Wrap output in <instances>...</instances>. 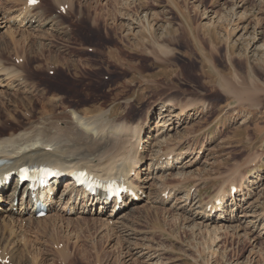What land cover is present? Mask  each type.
Returning a JSON list of instances; mask_svg holds the SVG:
<instances>
[{
  "label": "rangeland",
  "instance_id": "obj_1",
  "mask_svg": "<svg viewBox=\"0 0 264 264\" xmlns=\"http://www.w3.org/2000/svg\"><path fill=\"white\" fill-rule=\"evenodd\" d=\"M23 1L1 0L3 21ZM37 1L39 27L0 29V67L20 79L0 88V137L42 117L69 126L71 111L99 130L142 128L138 185L147 188L134 212L132 205L117 212L120 225L111 224L110 206L82 214L77 200L69 215L67 198L54 199L41 222L26 215L16 229L1 230L13 238L0 243L7 264H264V0ZM60 4L69 5L67 15H56ZM159 107L167 117L153 115ZM163 187L178 191L165 197ZM221 189V211L196 219ZM147 249L157 258L146 260Z\"/></svg>",
  "mask_w": 264,
  "mask_h": 264
},
{
  "label": "bare ground",
  "instance_id": "obj_2",
  "mask_svg": "<svg viewBox=\"0 0 264 264\" xmlns=\"http://www.w3.org/2000/svg\"><path fill=\"white\" fill-rule=\"evenodd\" d=\"M14 1H17V0H14ZM7 2L10 4V3L13 2V0H7ZM7 2H5V3H7ZM23 3H25L24 7H23V9H21V12L19 14H16V16L8 18V19H6L4 21H3L4 16L5 17H7V16L2 11V9H0V29L4 27V24L10 23V22H12V23L13 22H15V23L17 22L18 24H20L21 27L25 26L27 28L33 27V24L36 23V25L39 27V24H37V23L40 21V18H38V17L36 18L37 15L32 11L33 7L27 5L28 0H24ZM1 8H2V6H1ZM9 12L7 11V13H9ZM12 12H14V10L11 11V13ZM114 19H116V18H114ZM142 20H143V22H148L149 21V19L146 18V16ZM140 22H141V20H139L138 24ZM133 24H134V22H133ZM13 35L15 36V34H13ZM6 36H8V35H6ZM110 37H112V36L110 35ZM88 38L90 39V36H88ZM10 39H12V38H10ZM12 40H13V42L15 41L14 39H12ZM14 43H16V41ZM96 49H95V53H96ZM104 59H106V58H104ZM109 61H110V59H109ZM1 63H0V66H1ZM8 69L0 67V88H6V89L9 90V89L12 88V86H13L12 84L14 83V81H18L20 79H19L18 75L16 76L17 73L15 74L14 71H10V70L8 71ZM59 78H60V76H59ZM22 82H24V81H22ZM56 88L59 89V87H56ZM27 93H29L28 89H27ZM63 100H62V103H63ZM46 110H47V108L45 109V112H46ZM42 111H43V108H42ZM182 112L183 111L179 112L178 115L173 112L174 114H172V117L174 118V117L182 116L184 114ZM42 113H44V112H42ZM47 113H45V115ZM166 113H167V110L164 109V107H159L157 112L153 113V115L157 114V115H159V117L164 118V117H167ZM49 114H50V112H49ZM68 115L71 116V117L69 116L70 118L68 117L70 119V122L67 123V124H69V126H65L63 124L64 125L63 128H61L62 126L60 128H57V127H54V126L50 125V123H47L46 120H43L44 118L41 116L42 120L39 123L35 122L31 127H23L18 132H12V133L8 134L7 136L0 137V164L2 165L0 167V216H2V219H3L2 221H0V243L1 244L8 243L10 245V238H12V236L10 237L9 235L4 234L3 232H1V230L3 231L5 229L11 228V227H14L13 229H16L15 228V226H16L15 222L19 220V222L22 223V220H23V218L26 215H29L31 217L29 222L31 220L34 221V222L40 221L38 219V217L36 216V211L34 209V206L31 205V203L33 202L32 198H29L28 200L23 199V197L20 198V208L17 210V212H15L16 209H15L14 203H15V200L17 198H19L18 197V193H20V188H19L18 181H17L18 174L16 175V173H17L18 169L20 167H22V166L47 165V166L56 168L59 171L58 176H60V177L55 179V180H53V181H51V187L54 190H57V188L60 186L61 183L63 185H65V187L63 188V190L58 191V193H57L58 197H54L53 196L52 198H49V200L46 201V205H47L48 208H50L52 206V204L55 203L54 199L57 198L56 200L58 202H60V201H62V200L67 198V200H66L67 202L66 203L68 204V203L71 202L69 204V207L67 206V204L65 205V208L67 207L69 209V215H71L72 211L75 210L74 202L77 201V200L81 202L82 207H87V206L90 205V203L87 202L85 198H87L91 202V206H94L96 201H99V203L101 205H103V207H107L109 205V203H110V201L107 200V199H102V198H99V197H96L94 199L92 196H90L88 193H85V192H82L80 194L79 193H75L76 190L72 186L73 181L70 178L72 176V175L70 176V174L73 173L74 171L85 170L86 172L92 173L94 175H98V176H102V177L106 176V177H109V178H112V179L113 178H117L119 181H123L124 180V182L129 186V188L135 193L136 197H138V192H140L139 189L142 191V193L140 192L141 195L144 194V191L142 190V188H145V187L139 186L138 183H143L145 179L143 177H141L139 175V172L137 171L138 170V164L143 161L142 158H140V156H137V153H138L137 150H138V148L140 146V142H141L140 140L142 138V134L145 133V132L142 131V128L135 127V128H132V129H130V128L127 129L126 127L125 128L124 127L123 128H119V126L118 127L117 126H112L111 127V125L106 128L105 125H104L103 128L105 127V129L99 130V129H97L98 127L93 125V123L90 121V119L87 120L84 117L80 116L79 114L74 113L73 111H71V114H68ZM9 117H10V120L12 121V123H14V124L17 123V120H15L13 117H11V116H9ZM48 118H49V116H48ZM52 118H53V116H52ZM54 118H56V117H54ZM69 119L66 120V122L69 121ZM59 120H62V119H59ZM60 122H62V121H60ZM148 122H150V120H148ZM57 126H59V125L57 124ZM68 132H74V133H72L74 136L72 134H70V135L73 136V137L70 138L67 135V134H69ZM111 132H112V134H111ZM123 132H124V134L122 136H120L121 133H123ZM108 134L109 135L111 134V136H113L112 138L117 137V139H118L117 141L118 142L112 141V138ZM117 134H120V135H117ZM123 136H124V138H123ZM108 137H110L111 139H109ZM126 139H128V141H126ZM132 139H136V141H138L137 146H135L136 148L134 146L131 148V146L133 145L131 143ZM87 140H90V143H91L90 145L93 144V146H95L93 151H90L91 149L87 150V148L84 146L83 141H87ZM91 140H93L94 142L93 141L91 142ZM86 146H88V145H86ZM88 148H90V147H88ZM106 151L107 152L113 151V153H111V155L107 156V157L103 156L104 153H106ZM167 154L170 155V154H173V152L169 151ZM116 156L117 157H121V160L120 161H118V160L115 161L116 160L115 159ZM173 156H175V155H173ZM176 156H179V155H176ZM104 157H106V158L104 159ZM173 162H174V160L172 159L171 165H173L172 164ZM167 164H170V162L167 161ZM166 168H168V166H166ZM8 174H9V178L11 177V179L15 177L14 179H12V182L10 183L9 186H7V180L5 179V176L8 175ZM64 178H65V180L63 181ZM181 178L185 179V176H183ZM165 188H164L163 195H164V193L166 194V189ZM246 189L247 188H245V190ZM25 191H26V189H25ZM151 191H153V194L155 193V190H151ZM177 191H178V189L177 190H173V189L169 190V192H167L168 193L167 195H169L168 197H170L172 195H176ZM228 191H229L230 195H233L231 193L230 188H229ZM222 192H225L224 189H221V191L220 190L217 191L214 194L213 198L211 199V202L207 205L206 209L203 212L201 211V213L197 212L195 218L199 219V220H203V219L204 220H212L213 218H215L216 217V213L221 210L220 208L223 205V203H222L223 201L222 200L224 199L225 195L223 196ZM161 195H162V192H161ZM126 197L128 198L127 195H126ZM123 202H124V204L132 205V209H131L132 211L134 209H137L136 207H133L136 203H133V199H131V198L126 199ZM218 202H219V204H218ZM2 203L7 204V206L5 208H1ZM198 203H200V202H198ZM232 203H234V202H232ZM101 205H99L98 207L102 208ZM111 207H112V210H110V211L112 213L115 212L114 215H112V213H110L109 217L115 218V220H114L115 222L113 221L114 223H111V224H116V225L119 224L120 225L119 220H116V219H119V218H116V215L117 216L119 215V213L117 214V209H116L117 203L114 202L111 205ZM121 208H124V206H122ZM208 208H209V210H208ZM114 209H116V210H114ZM80 212L82 214H88V212H86V211H80ZM200 214H202L201 217L199 216ZM198 216H199V218H197ZM118 217H120V216H118ZM46 218H48V217H46ZM120 218H122V217H120ZM217 218H219V217H217ZM89 222L85 221L83 219H77V221H76V223L78 225H80V226L83 225L82 227L90 225ZM106 224H99V225H102L105 228V226H107ZM97 226H98V224H97ZM17 227L20 228L19 225H17ZM108 228H109V226H107V229ZM120 228L121 227H119V229ZM123 228H125V227H123ZM13 229L11 228V230H13ZM37 229H38V227H37ZM115 229H116V227H115ZM205 229H206V227H205ZM117 231H118V229L115 230V232H117ZM120 231L124 232V230H122V228H121ZM120 231H118V232L120 233ZM125 231H127V230H125ZM10 233H13V232H10ZM127 234H128V232H127ZM123 235H124V233H123ZM13 236H15V235H13ZM14 244H15V242H14ZM22 244H23V242H22ZM129 244H131V243H129ZM6 247H7V244H6ZM26 247L28 248V245ZM4 248H5V246H4ZM8 249H10V248H8ZM22 249H24V247ZM148 250L149 249H147V252L143 253V254H149V257L151 259H149L148 256H146L147 257L146 260H151L152 261L155 258H157L156 256H158V255L153 256V254H156V251L154 249H150V251H148ZM152 250H154V251H152ZM12 252H13V250H12ZM16 252H17V250H16ZM3 254H5V253H3ZM22 254H25V253L23 252ZM13 256H14V254H13ZM141 257H142V255H141ZM15 258H16V256H15ZM165 261H167V260H165ZM146 263L149 264L148 262H146Z\"/></svg>",
  "mask_w": 264,
  "mask_h": 264
},
{
  "label": "snow or ice",
  "instance_id": "obj_3",
  "mask_svg": "<svg viewBox=\"0 0 264 264\" xmlns=\"http://www.w3.org/2000/svg\"><path fill=\"white\" fill-rule=\"evenodd\" d=\"M35 2V0H30V3H34Z\"/></svg>",
  "mask_w": 264,
  "mask_h": 264
}]
</instances>
